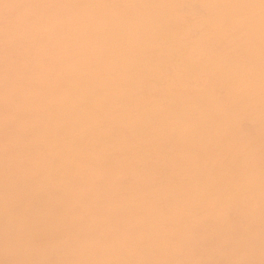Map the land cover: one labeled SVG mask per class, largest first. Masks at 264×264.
Returning <instances> with one entry per match:
<instances>
[{"label": "bare ground", "instance_id": "1", "mask_svg": "<svg viewBox=\"0 0 264 264\" xmlns=\"http://www.w3.org/2000/svg\"><path fill=\"white\" fill-rule=\"evenodd\" d=\"M0 264H264V0H0Z\"/></svg>", "mask_w": 264, "mask_h": 264}]
</instances>
